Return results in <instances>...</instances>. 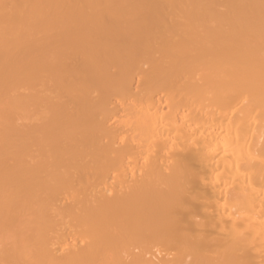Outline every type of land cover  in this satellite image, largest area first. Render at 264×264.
Masks as SVG:
<instances>
[{"label": "bare ground", "instance_id": "obj_1", "mask_svg": "<svg viewBox=\"0 0 264 264\" xmlns=\"http://www.w3.org/2000/svg\"><path fill=\"white\" fill-rule=\"evenodd\" d=\"M0 264H264V0H0Z\"/></svg>", "mask_w": 264, "mask_h": 264}]
</instances>
